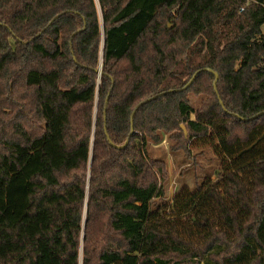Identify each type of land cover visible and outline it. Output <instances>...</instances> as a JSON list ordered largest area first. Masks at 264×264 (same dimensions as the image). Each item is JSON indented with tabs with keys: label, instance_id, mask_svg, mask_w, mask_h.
<instances>
[{
	"label": "trees",
	"instance_id": "obj_1",
	"mask_svg": "<svg viewBox=\"0 0 264 264\" xmlns=\"http://www.w3.org/2000/svg\"><path fill=\"white\" fill-rule=\"evenodd\" d=\"M263 25L264 0H0V264H264ZM165 135L217 180L164 201Z\"/></svg>",
	"mask_w": 264,
	"mask_h": 264
},
{
	"label": "rangeland",
	"instance_id": "obj_2",
	"mask_svg": "<svg viewBox=\"0 0 264 264\" xmlns=\"http://www.w3.org/2000/svg\"><path fill=\"white\" fill-rule=\"evenodd\" d=\"M261 31L264 35V25ZM187 97L190 105L196 110L207 99V95L195 94L194 92H190ZM190 119L193 120L194 116L191 115ZM173 145L174 142L165 135L161 143L157 145L149 144L146 148L148 157L162 160L167 165L168 179L164 184V194L162 195L167 203L182 188H188L193 191L206 178L216 181L220 168L216 155L209 148L198 149L191 147V153L188 157L181 150H172ZM154 201L155 203L159 202V197ZM79 264H82V250H80Z\"/></svg>",
	"mask_w": 264,
	"mask_h": 264
},
{
	"label": "water",
	"instance_id": "obj_3",
	"mask_svg": "<svg viewBox=\"0 0 264 264\" xmlns=\"http://www.w3.org/2000/svg\"><path fill=\"white\" fill-rule=\"evenodd\" d=\"M202 71H207V72H210V73H211V71H210V70H207V69H206V70H200V71H197V72L191 77V79L189 80V82L187 83V85L184 86L181 90H186L188 87H190V85L194 82L196 76H197L200 72H202ZM99 73H100V70H99ZM217 79H218V75L215 74V82H214V85H215ZM174 91H176V90H170V91H168V92H164V93H162V94H160V95H158V96L165 95V94H167V93H171V92H174ZM158 96H154V97H152V98H150V99H148V100H146V101L140 103V104L136 107V109L133 111V113H132V115H131V124H132V119H133V117H134V115H135L137 109H138L141 105L145 104L146 102H149V101H151V100L156 99ZM106 103H107V100H106ZM263 114H264V112L259 113V114H257L255 117H253V118H257V117H259V116H261V115H263ZM181 128H182V130L184 131V134L186 135V131H185V129H184V126H181ZM126 145H127V143H126L124 146L120 147V148L122 149V148H124ZM111 146L115 147L113 144H111Z\"/></svg>",
	"mask_w": 264,
	"mask_h": 264
}]
</instances>
